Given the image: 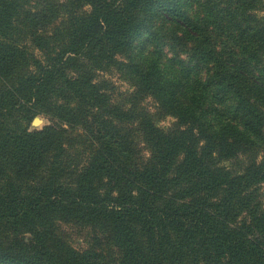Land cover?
Here are the masks:
<instances>
[{"label":"trees","instance_id":"obj_1","mask_svg":"<svg viewBox=\"0 0 264 264\" xmlns=\"http://www.w3.org/2000/svg\"><path fill=\"white\" fill-rule=\"evenodd\" d=\"M256 10L264 0H0V264H264ZM111 68L134 86L123 100ZM37 113L50 123L30 130ZM59 221L90 227L104 253L56 238Z\"/></svg>","mask_w":264,"mask_h":264},{"label":"rangeland","instance_id":"obj_2","mask_svg":"<svg viewBox=\"0 0 264 264\" xmlns=\"http://www.w3.org/2000/svg\"><path fill=\"white\" fill-rule=\"evenodd\" d=\"M193 10H196L195 5L193 6ZM256 17H261L264 15V10H256L254 11ZM165 48V47H164ZM166 56H170V52L166 49ZM120 60H123L122 56H118ZM101 76L111 82L113 85L112 88V98L114 100H123L127 95L134 90V86L132 82L128 80L119 70L111 68L104 73H101ZM139 106H143L146 110L153 114L154 121L157 125L161 127L169 126L173 121L174 118L170 115H163L157 112V104L155 100L150 96L142 97L139 100ZM50 123L49 117L45 116L44 114L37 113L32 116L28 123V127L30 130L32 129H40L44 125ZM138 149L141 155L145 156L148 154L147 146L141 141V139L137 140ZM257 152V158L260 159L264 157V148L262 146H258L255 150ZM243 162L245 159H241ZM264 188V187H263ZM27 235V234H26ZM97 235V233L92 230L90 227L85 225L76 224L71 221H59L56 223L54 229V236L59 238L70 246L74 247L76 250L79 251H93L97 253H104L105 246L99 247L93 244L92 240ZM100 235V234H98Z\"/></svg>","mask_w":264,"mask_h":264}]
</instances>
